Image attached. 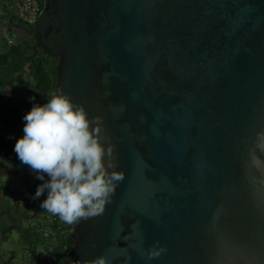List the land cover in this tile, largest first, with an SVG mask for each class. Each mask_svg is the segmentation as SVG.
Instances as JSON below:
<instances>
[{"label": "water", "instance_id": "95a60500", "mask_svg": "<svg viewBox=\"0 0 264 264\" xmlns=\"http://www.w3.org/2000/svg\"><path fill=\"white\" fill-rule=\"evenodd\" d=\"M43 1L54 92L103 118L125 177L63 264H264V0Z\"/></svg>", "mask_w": 264, "mask_h": 264}, {"label": "clouds", "instance_id": "9594fccd", "mask_svg": "<svg viewBox=\"0 0 264 264\" xmlns=\"http://www.w3.org/2000/svg\"><path fill=\"white\" fill-rule=\"evenodd\" d=\"M23 136L14 146L19 160L47 181L37 187L33 199L45 192L40 207L73 225L104 214L124 173L101 116H88L85 107L72 101L63 89L51 93L47 103L33 105L23 117ZM111 170V171H109ZM167 248L159 241L142 251L149 260ZM83 264H111L101 255Z\"/></svg>", "mask_w": 264, "mask_h": 264}, {"label": "trees", "instance_id": "16d2710c", "mask_svg": "<svg viewBox=\"0 0 264 264\" xmlns=\"http://www.w3.org/2000/svg\"><path fill=\"white\" fill-rule=\"evenodd\" d=\"M38 1L43 10L44 1ZM17 12L16 3L13 0H0V24L6 21L9 38L15 39L11 42L0 32V126H3L0 131V249L2 243L9 240L11 230L15 229L10 223L9 214L15 213L20 204V198H23L26 192L35 195L37 187L49 179L47 175L44 180L32 178V170L19 160L14 151L16 141L23 136V130H20L21 114L18 107L14 105L16 96L9 98L6 91L9 88L16 89V83L21 81L26 88L30 89L28 98L24 96L21 101L26 99L27 107L31 110L33 105L47 103L56 84L57 60L43 47L35 31V22L21 18ZM16 29L22 31V35L17 36ZM5 170L12 172L8 177H12L13 181L4 179L1 173ZM11 182L20 187L11 191ZM9 191L12 193L13 201L11 196L7 195ZM46 195L45 192L40 197H46ZM21 212L29 213V208L26 206L21 209ZM63 224L64 227L61 230H58L55 225L47 224V227L58 235L57 242L52 248V258L42 262L36 254L32 257V264H63L64 256L72 247L68 241V232L74 225L64 222ZM29 229L27 231L31 237L34 235L33 228ZM29 241L30 249L35 251L36 245L41 242V237L36 235L35 241L32 239Z\"/></svg>", "mask_w": 264, "mask_h": 264}, {"label": "rangeland", "instance_id": "374dc122", "mask_svg": "<svg viewBox=\"0 0 264 264\" xmlns=\"http://www.w3.org/2000/svg\"><path fill=\"white\" fill-rule=\"evenodd\" d=\"M0 32H2L6 38L10 39L11 42L15 40L14 38H9L6 21H3L0 24ZM15 33L17 36L22 35V31L19 29H16ZM6 92L9 98H13L14 95L16 96V103H14V105H16L20 110L22 123L20 130H23L25 123L23 117L30 110L27 107L26 99L24 101L21 100L24 96L28 98L30 89L26 88L21 81H18L16 83V89L9 88ZM2 127L3 126L1 125L0 131H2ZM13 132L18 133L16 131ZM1 174L4 176V179L13 181L12 177H8V175H11L12 172L5 170L2 171ZM37 175V173L32 171V178H36ZM18 187L20 186L11 182V191ZM11 191H9L7 195L8 197L11 196L10 198L13 201L14 198L12 197ZM33 196L34 195L31 193L26 192L24 197L20 198V204L17 206L15 213L9 214L10 223L15 229L11 230L9 240L7 242H3L1 245L0 264H32V257L36 254L40 257L42 262H44L47 258H52V248L57 242L58 235L52 232L50 238H44V232L48 229L46 217L49 213L45 209H42L40 204L46 197L33 199ZM26 206L29 208V213L21 212V209H24ZM29 228H33L34 235H31L32 238L27 231L30 230ZM36 235L41 237V242L36 245L35 252L30 249L29 240L32 239L35 241Z\"/></svg>", "mask_w": 264, "mask_h": 264}, {"label": "built area", "instance_id": "2783aa9c", "mask_svg": "<svg viewBox=\"0 0 264 264\" xmlns=\"http://www.w3.org/2000/svg\"><path fill=\"white\" fill-rule=\"evenodd\" d=\"M16 3L18 9V15L21 18L28 20L30 22H36L38 16L42 12L40 8V4L38 0H13ZM46 222L49 226L55 225L58 230H61L64 227L63 222L59 219L58 216H54L49 213L46 217ZM52 230L48 228L44 232V236L46 238L50 237L52 234Z\"/></svg>", "mask_w": 264, "mask_h": 264}]
</instances>
